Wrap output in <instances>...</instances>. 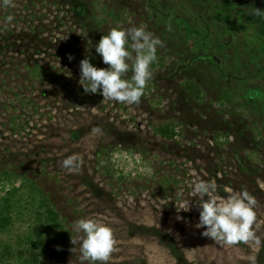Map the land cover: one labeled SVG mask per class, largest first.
<instances>
[{
    "label": "rangeland",
    "instance_id": "obj_1",
    "mask_svg": "<svg viewBox=\"0 0 264 264\" xmlns=\"http://www.w3.org/2000/svg\"><path fill=\"white\" fill-rule=\"evenodd\" d=\"M225 1L14 0L0 9V198L35 186L63 225L36 264H79L72 226L85 218L113 229L109 264H264V18L225 14ZM229 2L264 14V0ZM118 26H144L164 42L137 105L79 83L82 59L108 67L95 45ZM164 122L180 132L174 139L156 133ZM72 155L76 173L60 166ZM200 181H215L218 202L255 198L259 243L202 234L192 196ZM25 228L14 221L11 234Z\"/></svg>",
    "mask_w": 264,
    "mask_h": 264
},
{
    "label": "clouds",
    "instance_id": "obj_2",
    "mask_svg": "<svg viewBox=\"0 0 264 264\" xmlns=\"http://www.w3.org/2000/svg\"><path fill=\"white\" fill-rule=\"evenodd\" d=\"M9 8H15L14 0H0V9ZM256 12L259 10L256 9ZM13 20V15L7 16L9 23ZM162 47L164 42L161 38L144 26L114 27L95 45V52L108 67L98 68L88 58L82 59L79 83L85 93L99 91L109 101L137 105L153 78L152 66L158 60V49ZM129 71L132 72L131 80L124 78ZM60 166L69 173H76L81 168V160L76 155L68 156L60 162ZM216 187L215 181L194 184L192 196L201 201L196 227L204 228L202 234L218 244L232 246L251 240L259 243L252 230L256 220L255 198L246 192L234 193L218 202L212 195ZM188 207L187 203V207L181 209L187 210ZM72 227L76 233L75 237L71 236L72 251L79 245V264H109L116 249L113 229L93 218L79 219Z\"/></svg>",
    "mask_w": 264,
    "mask_h": 264
},
{
    "label": "trees",
    "instance_id": "obj_3",
    "mask_svg": "<svg viewBox=\"0 0 264 264\" xmlns=\"http://www.w3.org/2000/svg\"><path fill=\"white\" fill-rule=\"evenodd\" d=\"M230 7L229 0H226L219 9L231 14ZM189 86L200 90L193 83ZM155 131L166 139H174L180 133L171 122L157 124ZM21 188L13 187L0 198V264H13V261L18 264L38 263L42 250L56 243L57 235L63 232L59 214L46 194L32 185L26 193H20ZM17 220H23L26 228L11 234ZM2 233L10 235L4 238Z\"/></svg>",
    "mask_w": 264,
    "mask_h": 264
},
{
    "label": "flooded vegetation",
    "instance_id": "obj_4",
    "mask_svg": "<svg viewBox=\"0 0 264 264\" xmlns=\"http://www.w3.org/2000/svg\"><path fill=\"white\" fill-rule=\"evenodd\" d=\"M238 9H239V10L241 9V10H243V11L248 10L249 12L252 11V12L257 13L256 10H254V9L252 8V6H250V5H237V6L234 7L233 9H230L229 11L232 13V12H234L235 10H238ZM262 12H263V11L259 9V12L257 13L261 19L263 18V17H262V15H263Z\"/></svg>",
    "mask_w": 264,
    "mask_h": 264
}]
</instances>
